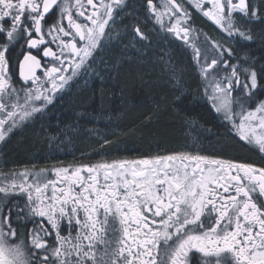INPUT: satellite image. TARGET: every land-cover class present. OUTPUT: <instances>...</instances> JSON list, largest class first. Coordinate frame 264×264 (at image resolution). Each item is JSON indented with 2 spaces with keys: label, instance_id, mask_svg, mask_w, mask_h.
<instances>
[{
  "label": "snow or ice",
  "instance_id": "snow-or-ice-1",
  "mask_svg": "<svg viewBox=\"0 0 264 264\" xmlns=\"http://www.w3.org/2000/svg\"><path fill=\"white\" fill-rule=\"evenodd\" d=\"M127 7L0 0V142L95 71ZM193 11L229 40L252 43L264 41L251 27L264 24V0L142 5L154 29L191 48L202 99L264 161V64L194 28ZM127 35L125 47L148 41L139 25ZM0 264H264V164L174 151L0 172Z\"/></svg>",
  "mask_w": 264,
  "mask_h": 264
},
{
  "label": "trees",
  "instance_id": "trees-1",
  "mask_svg": "<svg viewBox=\"0 0 264 264\" xmlns=\"http://www.w3.org/2000/svg\"><path fill=\"white\" fill-rule=\"evenodd\" d=\"M140 7L136 5L123 21L119 38L113 37L100 50L87 81L80 75L70 82L50 109L6 139L1 153L3 172L33 166L51 169L67 160L89 163L174 151L264 164L262 154L230 135L202 99L191 48L154 29ZM134 25L142 28L148 41L125 47L131 40L127 32ZM193 25L211 40L233 48L237 56L247 53L264 64V41L233 42L196 15ZM251 27L256 33L264 30V24ZM162 59L170 61L167 71ZM173 67L179 84L171 78ZM184 117L195 123L186 125ZM104 139L110 143L104 145Z\"/></svg>",
  "mask_w": 264,
  "mask_h": 264
},
{
  "label": "flooded vegetation",
  "instance_id": "flooded-vegetation-1",
  "mask_svg": "<svg viewBox=\"0 0 264 264\" xmlns=\"http://www.w3.org/2000/svg\"><path fill=\"white\" fill-rule=\"evenodd\" d=\"M177 2H180V0H177ZM143 3H144V0H127V4L129 5V7H127V8H126V9L120 14V17L117 18V23H116V25L113 27L112 35H113L114 38H116V37H117V34H119L120 26H121V24L123 23V21H124L126 18H128L130 15L133 14V12H134V8H135L136 5H141L140 9H141V11H142V5H143ZM154 3L159 4V0H154ZM189 10L192 11L191 9H189ZM195 15H196V17L198 16V17L202 18V19L205 20L206 22H211V21H209L206 17H203L201 13H198V12L193 11V12H192V26H193L194 28H196V29H198V28L195 27V26L193 25V23H194V21H195ZM129 18H130V17H129ZM211 23H212V22H211ZM60 96H61V94H59L55 100L61 98ZM47 109H50V105L47 107ZM19 129H21V127H20ZM5 143H6V142H0V146H1L2 149H3ZM165 154H168V153H165ZM155 155H164V154H163V153H160V154H155ZM155 155H152V156H155ZM148 157H150V156H148ZM216 157H217V158H222V159L234 160V161H236V162H241V163H253V164H255L256 166H260L259 164L254 163V162H250V161L239 160V159H233V158H227V157H222V156H216ZM125 158H126V159H140V158H145V157L132 156V155L128 156V155H127V156H123V157H117V156H116V157H110V158H108L107 160H112V159H125ZM96 161H100V160H92V161H90V162H96ZM75 163H80V162H78V161H77V162H71L70 160H69V161L67 160V161L58 162V164H56V165H54V166H68L69 164H75Z\"/></svg>",
  "mask_w": 264,
  "mask_h": 264
},
{
  "label": "rangeland",
  "instance_id": "rangeland-1",
  "mask_svg": "<svg viewBox=\"0 0 264 264\" xmlns=\"http://www.w3.org/2000/svg\"><path fill=\"white\" fill-rule=\"evenodd\" d=\"M204 38V37H203ZM200 39V38H199ZM200 42L202 43V41L200 40ZM82 75V78L83 79H85V81H87L88 80V75H90L89 73L88 74H81ZM86 75V76H85ZM51 105V104H50ZM38 115H40V114H38ZM38 115H36V116H38ZM2 148H1V146H0V172H3L2 171V168H4L3 166H2ZM22 169H24L23 167H19L18 169H15V170H17V171H19V170H22ZM29 169H31V168H29Z\"/></svg>",
  "mask_w": 264,
  "mask_h": 264
}]
</instances>
